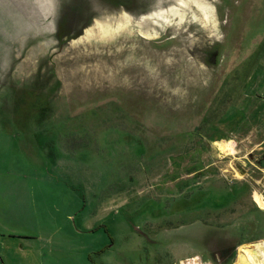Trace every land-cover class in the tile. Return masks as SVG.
<instances>
[{
    "label": "rangeland",
    "instance_id": "1",
    "mask_svg": "<svg viewBox=\"0 0 264 264\" xmlns=\"http://www.w3.org/2000/svg\"><path fill=\"white\" fill-rule=\"evenodd\" d=\"M240 1L231 43L220 0H0V264H239L264 244V115L235 126L197 106L215 76L198 45L234 52L221 68L260 46L246 22L261 0ZM186 181L247 191L197 208Z\"/></svg>",
    "mask_w": 264,
    "mask_h": 264
},
{
    "label": "flooded vegetation",
    "instance_id": "2",
    "mask_svg": "<svg viewBox=\"0 0 264 264\" xmlns=\"http://www.w3.org/2000/svg\"><path fill=\"white\" fill-rule=\"evenodd\" d=\"M239 8L241 9L240 0H220L219 5L215 7L218 15H220L222 10H229L233 12V19L229 22L230 31L225 35L228 42L231 43L234 42V40H237V34L239 33L240 29L242 30L240 25L241 23L238 20L239 17H242V15L238 14V12L242 10ZM256 17L257 19L254 20V22L251 23L252 18L246 22L250 25L249 33L246 39L248 38L250 40H254L256 37H259L257 43L259 42L260 46L253 47L252 53L244 56L242 59L240 56H238L240 62L237 66L235 65L231 68H221L223 59L229 58L234 52L225 53L224 48H222L220 44H210L207 42V45H198L196 47L195 55L202 58L201 61L202 64L206 65V70L209 71L210 74L215 75L212 78L214 79L213 84L209 86L211 89L207 91L206 97L205 93L202 94V99L198 101L197 105L203 108H209L211 105L216 107L212 112V115L209 117L213 122H223L224 124L233 123L235 126H239L238 124H240L242 120H245L247 123L256 124L260 122L261 114L264 115V0H261V3L258 6V11L255 15V18ZM171 38L172 37H168L165 39V41H168ZM246 39L243 38L244 41ZM240 54L244 55L245 53L240 52ZM234 64H236V62H234ZM37 80H39V78H37ZM236 111L237 115L235 116L234 114ZM262 124H264V121ZM197 129L198 127L195 128V130ZM212 129H215V127L210 128V130ZM209 133L210 132L204 134L210 136L211 134ZM204 134L198 133L199 139H193L191 136V141L194 142V145L201 147H198V149L195 150L197 152L196 154H199L200 152L198 151L203 148L200 145V140L202 141L206 139ZM213 135V141H219L218 136H220V134ZM212 139H209V144L213 142ZM171 140L172 138L169 137L167 148L170 147V151L172 153L175 151L176 145L173 146ZM187 142H189V139ZM186 145L187 144H184V147L180 148L181 150L184 148L180 155H185V164L187 166V158L190 154H192L193 151L189 152V148L185 147ZM259 162L264 168V155ZM202 172L203 169L197 171L195 174H200ZM184 185L185 188L182 193L184 195L182 197L185 199V202L192 201L194 205H197V208L204 207L207 204L206 202L209 200L208 197L213 198V196H215L212 204L213 209H218L220 206H224L226 203H228L229 206V204L235 203V201L243 193H245V191H247L246 185H232L231 189H224L222 191L219 189H213L214 191H217V194L219 195L214 194L215 192H208V196H206L204 190H199L196 192L193 189L194 187L189 184V181H186ZM192 189L195 191V193L191 195V193L194 192H190Z\"/></svg>",
    "mask_w": 264,
    "mask_h": 264
},
{
    "label": "bare ground",
    "instance_id": "3",
    "mask_svg": "<svg viewBox=\"0 0 264 264\" xmlns=\"http://www.w3.org/2000/svg\"><path fill=\"white\" fill-rule=\"evenodd\" d=\"M238 261L239 264H264V244L243 247L240 249Z\"/></svg>",
    "mask_w": 264,
    "mask_h": 264
},
{
    "label": "water",
    "instance_id": "4",
    "mask_svg": "<svg viewBox=\"0 0 264 264\" xmlns=\"http://www.w3.org/2000/svg\"><path fill=\"white\" fill-rule=\"evenodd\" d=\"M104 1L108 4L110 10H113L115 12L118 11L117 9H119L120 11H126L127 10V7L133 4V0H104ZM142 1L145 2V0H139V2H138V4L140 6H142L140 4V3H142ZM145 12H146V10H141L140 9L138 14L136 12H134V13L132 12L133 13L132 16L142 17L143 18V17H146L148 15H151V13H145Z\"/></svg>",
    "mask_w": 264,
    "mask_h": 264
},
{
    "label": "trees",
    "instance_id": "5",
    "mask_svg": "<svg viewBox=\"0 0 264 264\" xmlns=\"http://www.w3.org/2000/svg\"><path fill=\"white\" fill-rule=\"evenodd\" d=\"M81 17L82 16H81V10H80V8L79 7L72 6L71 9L68 11V14L66 15V17H65L64 20H65V23L67 24L70 21L76 20V19H80ZM63 28H65V25H63Z\"/></svg>",
    "mask_w": 264,
    "mask_h": 264
},
{
    "label": "built area",
    "instance_id": "6",
    "mask_svg": "<svg viewBox=\"0 0 264 264\" xmlns=\"http://www.w3.org/2000/svg\"><path fill=\"white\" fill-rule=\"evenodd\" d=\"M197 263L200 264L199 261H197ZM197 263H194V261H193V263L191 262V263H188V264H197Z\"/></svg>",
    "mask_w": 264,
    "mask_h": 264
},
{
    "label": "crops",
    "instance_id": "7",
    "mask_svg": "<svg viewBox=\"0 0 264 264\" xmlns=\"http://www.w3.org/2000/svg\"><path fill=\"white\" fill-rule=\"evenodd\" d=\"M263 240V239H262Z\"/></svg>",
    "mask_w": 264,
    "mask_h": 264
}]
</instances>
